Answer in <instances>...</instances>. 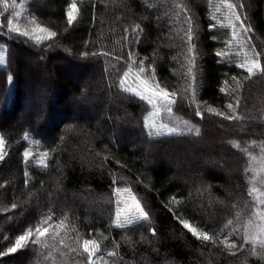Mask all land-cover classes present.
<instances>
[{"label": "trees", "instance_id": "trees-1", "mask_svg": "<svg viewBox=\"0 0 264 264\" xmlns=\"http://www.w3.org/2000/svg\"><path fill=\"white\" fill-rule=\"evenodd\" d=\"M72 2L18 0L22 15L15 23L27 26L34 17L57 33L41 44L15 33L6 36V20L0 17V50L5 53L4 64L0 65V135L6 142V156L0 163V251L51 210L54 221L67 215L66 244L72 243L77 232L82 239L95 238L102 250L117 251L118 257H105L109 263L264 264L259 255L250 254L251 244L232 256L219 241L216 245L202 244L179 223L183 218L194 226L210 225L217 236L228 234L240 244L242 226L255 203L248 195L253 175H257L256 186L264 190L259 172H245L249 167L264 169V77L243 80L246 74L235 66L241 59L235 54L237 48L225 47L231 29L219 24L224 20L227 25L226 10L215 12L209 0H75L78 18L68 25L66 12ZM242 2L245 7L239 11L246 13L253 29L248 33L251 44L257 51L264 49V0ZM176 3L187 7L198 33L196 101L206 103H201L203 118L197 117L195 105L186 95L183 101L178 95L172 113H160L161 123L183 127L182 121H189L200 129V135L186 133L183 141L155 144L144 127L151 106L121 91L117 84L127 70L124 60L131 49L139 53L136 57H147L149 65L154 61L157 78L169 91L183 94L187 25L185 14L177 18ZM213 3L218 6L219 0ZM213 14L217 21L211 20ZM212 23L217 26L210 28ZM137 25L143 29L139 43L133 35ZM23 49L36 57L37 72L29 70V62L20 52ZM220 50L230 52V56L217 57ZM85 51L111 55L84 58L81 53ZM116 56L124 59L117 61ZM78 66L85 69L80 71ZM75 74L83 75L80 81ZM232 76L244 84L239 92L238 113L244 117L240 121L224 120L207 112L209 106L226 111L230 96L220 88L231 93L235 88ZM35 77L41 80L34 82ZM26 78L33 83L28 85ZM255 95L259 96L258 106ZM27 97L31 100L29 107ZM34 111L38 112L35 117ZM252 119H258L260 126ZM217 127L229 136L227 144L222 140L220 143L224 155L240 157L235 176L237 190L233 192L217 164L211 159L198 161L195 148L191 160H187L190 165L186 173L178 174L176 169L180 167L170 160L173 152L197 142L207 140L205 145L210 147L213 135L219 132ZM25 151L33 153L29 161L23 155ZM248 152L257 160L250 161ZM44 153L48 154L47 167L40 164ZM195 164L199 167L193 172ZM116 187L131 188L149 212L147 222L128 228L114 226ZM12 203L17 207L12 208ZM228 220L233 224L225 227ZM150 228H155V235ZM59 231L64 236V230ZM256 251L260 252L258 246ZM83 259L74 253L61 256L54 252L53 261L44 260L39 246L29 244L0 257V264H80Z\"/></svg>", "mask_w": 264, "mask_h": 264}, {"label": "snow or ice", "instance_id": "snow-or-ice-1", "mask_svg": "<svg viewBox=\"0 0 264 264\" xmlns=\"http://www.w3.org/2000/svg\"><path fill=\"white\" fill-rule=\"evenodd\" d=\"M209 4L212 5L215 12H220L221 9L226 10L227 25L224 20H219L221 27L227 26L231 29V38L225 42V47L231 49L233 46L237 48L235 53L241 57L235 64L236 67L241 69L244 75L243 80H250L254 76L264 77V49L259 51L256 50V45L251 44V37L248 33L252 32V26L247 21L246 13H241L239 9L245 7L242 0L239 3H233L232 0H219L218 6L213 3V0H209ZM22 4H18V0H0V17H5L6 27L8 33H15L19 37H25L28 40L34 41L36 44H41L44 41L51 40L57 36L55 31L45 27L35 21V18L29 21L28 25L21 27L19 23H15L14 20L22 15L21 9ZM175 8L177 10V18L180 14H185V23L187 25L184 33V38L187 42L186 48V60H187V73L185 76L186 84L183 88V94L178 91H169L168 87L164 86L161 81L157 78L156 68L153 65L145 67L144 61L147 57L141 59L139 63L136 61L138 52H134L131 49L127 53V59L124 63L127 66V70L119 77L117 87L126 93H129L141 101H145L151 106L152 111L144 117V127L147 129L149 136L156 135L161 136L167 135H184V134H195L200 135V129L190 124L189 121H182L183 127L169 126L168 124L158 123L157 117L162 111H166L171 114L173 106L177 104V96L179 95L180 100L183 101L185 95L187 96L188 102L195 105L194 115L203 118V112L201 111V102L197 103V81L195 70L197 68V43L198 33L194 28L193 19L190 15H187L188 9L182 3H176ZM11 10V11H10ZM5 13H9L5 16ZM79 9L75 0L69 4L66 12L67 24L72 25L78 18ZM212 21H217L218 17L213 14L211 16ZM216 23L210 24V28H215ZM239 29V31H237ZM143 32V29L137 25L133 31V35L137 37L135 43H139V35ZM195 37V39H194ZM215 39V36L212 37ZM110 56L109 52H88L81 53L84 58L96 57V56ZM217 57L230 56V52L220 50L216 52ZM114 59L120 61L124 59L123 56H116ZM4 62V55L0 52V63ZM131 78L132 83L128 81ZM11 79V78H9ZM231 80L235 84V88L229 93L228 89L221 87L222 93H227L230 96L229 102L226 103L225 110H220L209 106L207 112L209 114L218 116L228 121H240L244 117L238 113L240 107L239 92L243 89V80L238 79L237 76H232ZM224 84L227 85L228 81L225 80ZM25 133V138H27ZM255 143V142H253ZM5 138L0 135V161H4L5 152ZM238 147V145H237ZM245 151H247L245 149ZM264 151V148H262ZM25 158H28L31 153L25 151L23 153ZM47 153H44L40 160L42 166L47 167L46 157ZM250 161H256L257 157L253 156L251 152L247 153ZM252 171L253 173L259 172L260 182L264 183V169L258 170L256 168H246L245 172ZM27 176V173H25ZM257 175L251 177V187L249 188L248 195L254 198V205L250 213L249 218L243 224V233L241 236V243L237 244L235 240L229 238L228 234L221 236L216 235V230L206 225L203 227L194 226V224L188 220L179 218V223L191 233L193 237L199 240L202 244L216 245L217 242L223 244L225 250L232 256L236 255V252L244 247L245 244H251L253 247L249 249L251 255H259L264 260V190L256 186ZM27 183V181H25ZM115 194L119 197L121 195L126 198L117 201L116 218L112 222L117 228H125L128 225L140 224L147 222L150 219L149 212L145 210L136 195L132 192L130 187L114 189ZM176 200V197H172ZM121 205L123 207L121 208ZM12 208H16V203H12ZM7 211V208H4ZM240 213L237 212L236 217L239 220ZM67 215H63L57 220H53V213L49 210L47 213L41 215L38 221L33 225L29 226L22 234L15 237L14 242L10 244L5 250L0 251V257L16 253L20 249L26 248L29 244L39 246L41 254L44 260L53 259L54 252L60 253L61 256H67L68 253H74L77 257H83L84 259L80 264H109V260L105 257H118V253L115 250L104 251L101 248V243L95 238L82 239L80 234L77 232L75 237L72 238L71 244H66L65 237L68 235L69 225L65 224ZM233 221L228 220L225 227L232 225ZM64 230V236H61L60 231ZM75 232V228H72ZM149 231L155 235V228H150ZM235 231V229H233ZM106 239V237H105ZM82 240V242H81ZM259 247L260 252L256 251V247ZM119 247V245H115ZM246 264V261H245Z\"/></svg>", "mask_w": 264, "mask_h": 264}, {"label": "rangeland", "instance_id": "rangeland-1", "mask_svg": "<svg viewBox=\"0 0 264 264\" xmlns=\"http://www.w3.org/2000/svg\"><path fill=\"white\" fill-rule=\"evenodd\" d=\"M19 24H22V23H19ZM0 26H1V24H0ZM25 26L26 25H22V28L25 27ZM5 32H6L5 35L7 36L9 34L8 33V29H6ZM24 50L25 49L21 50L20 52L28 60V62H29L28 63L29 70L35 69L36 72H37V66H39V65H36L35 64L36 63V61H35V58L36 57L35 56H32L29 52L24 51ZM0 52L3 53V55H4V61H5V53H4V51H1L0 50ZM32 57L33 58L35 57V58L33 59ZM135 59H136L137 63H139V61L142 58L141 57H136ZM144 63H145V67L147 68L149 66V63L146 60L144 61ZM3 64H4V62L3 63H0V65H3ZM72 68H74V67H72ZM78 68L80 69V71L85 69L84 66H78ZM75 70H76V68H75ZM83 75L80 74V75L76 76V74H75V77L78 78L79 81H80V78ZM32 79L35 82L36 79H37V77L32 78ZM38 80H41V79H37V81ZM31 82H32V80H30L29 78H26V83L28 85ZM130 83H132V81H130ZM11 84H12V80H10V85ZM25 101L28 104V107L31 106L30 105L31 104V100H29V97H27L25 99ZM40 102L42 103L43 100L40 101ZM254 102L256 103V106H258V104H259V96L258 95H255L254 96ZM37 113L38 112H35L34 111L33 112V115H34L33 117H35L37 115ZM251 121H252L253 124H257V127L260 126L258 119H252ZM157 122L158 123H161V121H160V115L157 117ZM217 128H218V131L219 132L216 131L217 133L213 135L214 137L212 139H213V143L214 144H212L210 147H208L207 145H205V143L207 142V140H204L202 142H197V143H194V144L188 146L187 149H183V151L182 150H180V151L176 150L175 152H173L172 158L170 160L172 162L171 164L176 165V166L178 165V167H180V168H177L176 169L177 172H178V174L179 173L180 174L186 173L187 167L190 165L189 164V161H187V160L188 159L191 160L190 159L191 158V155H192L191 153L195 150V154H197L198 156H200V159L198 158L199 159L198 160L199 162H204L207 159H211V163L212 164H215V165L217 164V167L220 170L219 172L222 174L221 176H223L227 180L228 185H230V189L229 190H231L233 192L234 190H237L236 189V183H235V176L237 175L238 169L240 167V161H239L240 157L239 156L232 155L231 157L229 156L227 158V156L224 155L223 151L220 149V143H221V140H222V141H225V143L227 144L228 141H229V136L226 137L224 135L226 133L225 132V129H223L221 127H217ZM151 137H152V139H153V141H154L155 144H157L159 141H170V142L176 143V142H179V141H183L186 138V135L185 134L184 135H167V134H164V135H161V136L152 135ZM133 141H137V140H133ZM202 145H205L207 148H204ZM5 152H6V148H5ZM28 152L31 153V155L28 158H26L27 161H29L33 157L32 151H28ZM1 162L2 161H0V163ZM262 162L264 163V161H262ZM255 166L257 167L256 164H255ZM198 167H199V164H195L192 167L193 172H195ZM113 194H114L113 197H114V201H115V218H116L117 201L118 200H123L126 197L123 196V195H121V196L118 197L115 194V192ZM122 207H123V205H121V208ZM133 225H135V224H133ZM133 225H128L125 228L131 227ZM51 261H53V259H51ZM109 264H115V263H109Z\"/></svg>", "mask_w": 264, "mask_h": 264}]
</instances>
